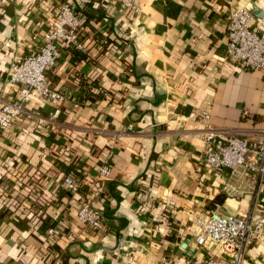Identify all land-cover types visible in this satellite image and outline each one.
I'll return each instance as SVG.
<instances>
[{
  "label": "crops",
  "instance_id": "obj_1",
  "mask_svg": "<svg viewBox=\"0 0 264 264\" xmlns=\"http://www.w3.org/2000/svg\"><path fill=\"white\" fill-rule=\"evenodd\" d=\"M65 1L86 15V32L84 50L60 48L46 71L64 99L33 95L0 130V264L206 258L195 218L251 208L264 221V179L209 167L206 122L189 116L207 110L211 126L245 136L264 130V72L223 59L229 8L250 10V26L264 34V0H134L132 14L110 0H0V99L20 96L8 63L38 49ZM103 162L110 174L97 181ZM84 201L101 213L100 228L78 220ZM242 264H264V239Z\"/></svg>",
  "mask_w": 264,
  "mask_h": 264
},
{
  "label": "built area",
  "instance_id": "obj_2",
  "mask_svg": "<svg viewBox=\"0 0 264 264\" xmlns=\"http://www.w3.org/2000/svg\"><path fill=\"white\" fill-rule=\"evenodd\" d=\"M118 8L132 14L139 12L134 0H110ZM252 12L242 7H231L226 14V42L223 59L240 69L264 72V34L250 26ZM86 32L85 22L80 20L71 5L65 1L59 5L56 14L48 19L38 49L25 56L14 57L7 66V82L15 86L20 94L16 99H0V130H8L13 121L24 112V103L33 95L40 100L58 103L64 95L50 86L46 71L53 66L60 55V48L72 47L84 50L81 41ZM59 109L51 113L55 118ZM243 116H248L246 110ZM190 117L206 122L202 129L204 162L214 170L227 169L229 176L245 181L246 177L256 185L264 179V130L252 136L239 132L215 128L207 121L209 112L191 111ZM110 168L100 164L98 180L107 178ZM63 183L71 192H77L79 184L71 176H65ZM78 220L85 226L98 229L102 226V215L89 202H82L77 210ZM194 241L205 252L206 258H177L167 256L161 264H242L245 253L259 240L264 239V221L253 209L242 214L220 215L210 210L204 218L193 221ZM48 228V233H53Z\"/></svg>",
  "mask_w": 264,
  "mask_h": 264
},
{
  "label": "trees",
  "instance_id": "obj_3",
  "mask_svg": "<svg viewBox=\"0 0 264 264\" xmlns=\"http://www.w3.org/2000/svg\"><path fill=\"white\" fill-rule=\"evenodd\" d=\"M61 3H63V2H61ZM76 13H77V16L80 20H82L84 22L86 21V15L84 13H82V11H79V12L77 11ZM84 34H85V32L83 33V36H84Z\"/></svg>",
  "mask_w": 264,
  "mask_h": 264
}]
</instances>
